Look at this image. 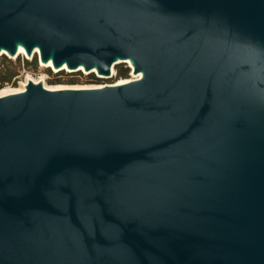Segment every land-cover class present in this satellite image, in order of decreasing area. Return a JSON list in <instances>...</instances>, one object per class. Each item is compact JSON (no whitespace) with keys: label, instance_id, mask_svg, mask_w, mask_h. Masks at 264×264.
Segmentation results:
<instances>
[{"label":"water","instance_id":"obj_1","mask_svg":"<svg viewBox=\"0 0 264 264\" xmlns=\"http://www.w3.org/2000/svg\"><path fill=\"white\" fill-rule=\"evenodd\" d=\"M20 46L142 75L0 96V264H264V0H0Z\"/></svg>","mask_w":264,"mask_h":264},{"label":"rangeland","instance_id":"obj_2","mask_svg":"<svg viewBox=\"0 0 264 264\" xmlns=\"http://www.w3.org/2000/svg\"><path fill=\"white\" fill-rule=\"evenodd\" d=\"M127 68L129 67L125 63L117 64L113 76L99 78L94 73L85 74L83 71L67 72L62 70L55 73L49 68L41 67L36 57L28 60L23 56L11 59L7 55H2L0 56V95L18 89L27 78L42 79L51 87L65 85L67 87L84 86L88 88L100 84H114L122 78L132 79V71L130 68L129 71H125ZM119 73L122 74L119 75ZM91 74L94 80L89 79Z\"/></svg>","mask_w":264,"mask_h":264},{"label":"bare ground","instance_id":"obj_3","mask_svg":"<svg viewBox=\"0 0 264 264\" xmlns=\"http://www.w3.org/2000/svg\"><path fill=\"white\" fill-rule=\"evenodd\" d=\"M21 49H23V51H21ZM5 54H6L8 57H10L11 59H15V58H17V57H19V56H23V57H25L26 59L31 60L32 58L36 57L41 67H43V68H50V69H51L53 72H55V73H58V72H60V71H62V70H63V71H67V72H72V70L68 69L66 65H63V66L60 67V68H56V67L53 66L51 60H49L47 63L42 62V61L40 60L39 56H38V50H37V49L34 50V53H33L31 56L28 55V54L25 52L24 48L21 47V46L19 47L18 52H17V54H15V55H8L5 51H2V53H1L0 56L5 55ZM120 63H125V64L128 65V67H129V68L131 69V71H132V73H131V77H132V79H130V78H122V79H119L116 83L111 84V85L126 83V82H129V81H131V80H136V79H138V78L141 77V75H142L141 72H139V73H137V74H135V73L133 72V66H132V64L130 63L129 60H125V61H120V60H118L117 62H115V63L112 65L111 76H113V75L115 74V66H116L117 64H120ZM75 71H83L85 74L94 73V74L100 76L99 74H97V72H96L95 69H93V70H91V71H86V70H84L83 67H81V66H80L78 69H76ZM28 80H33V81L36 82V83H37V82H42L43 85H44L46 88H48V89H59V88H86V87H84V86H78V87H67V86H65V85H64V86L51 87V86L47 85L46 83H44V81H43L42 79H40V80H36V79H34V78H33V79H32V78H27L25 82H22L21 86H20L18 89L14 90V91H10V92L3 93L2 95L9 94V93H15V92H22V91H24L25 86H26ZM104 85H107V84H103V85H101V84H100V85H95V86H91V87H88V88L102 87V86H104ZM2 95H0V96H2Z\"/></svg>","mask_w":264,"mask_h":264},{"label":"trees","instance_id":"obj_4","mask_svg":"<svg viewBox=\"0 0 264 264\" xmlns=\"http://www.w3.org/2000/svg\"><path fill=\"white\" fill-rule=\"evenodd\" d=\"M50 69V68H49ZM129 71V68H127V69H125V71ZM122 73H119V75H121ZM90 77H92L93 78V75L91 74V76Z\"/></svg>","mask_w":264,"mask_h":264},{"label":"flooded vegetation","instance_id":"obj_5","mask_svg":"<svg viewBox=\"0 0 264 264\" xmlns=\"http://www.w3.org/2000/svg\"><path fill=\"white\" fill-rule=\"evenodd\" d=\"M89 79H90V80H94V78H92V77H90ZM71 84H74V83H71Z\"/></svg>","mask_w":264,"mask_h":264},{"label":"snow or ice","instance_id":"obj_6","mask_svg":"<svg viewBox=\"0 0 264 264\" xmlns=\"http://www.w3.org/2000/svg\"><path fill=\"white\" fill-rule=\"evenodd\" d=\"M21 51H23V49H21Z\"/></svg>","mask_w":264,"mask_h":264}]
</instances>
